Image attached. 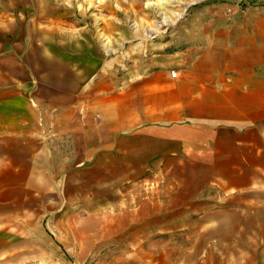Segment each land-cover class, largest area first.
Returning a JSON list of instances; mask_svg holds the SVG:
<instances>
[{
	"label": "crops",
	"instance_id": "1",
	"mask_svg": "<svg viewBox=\"0 0 264 264\" xmlns=\"http://www.w3.org/2000/svg\"><path fill=\"white\" fill-rule=\"evenodd\" d=\"M32 8L0 0V228L36 199L93 208L102 189L111 208L124 185L154 183L139 211L189 217L196 259H264V7L203 18L120 84L93 79L76 43L51 47Z\"/></svg>",
	"mask_w": 264,
	"mask_h": 264
},
{
	"label": "rangeland",
	"instance_id": "2",
	"mask_svg": "<svg viewBox=\"0 0 264 264\" xmlns=\"http://www.w3.org/2000/svg\"><path fill=\"white\" fill-rule=\"evenodd\" d=\"M26 1L33 6L32 29L51 47L73 53L76 43L83 66L92 61L93 79L115 84L153 70L159 57L168 59L176 48H185L183 33L200 31L203 18L264 7V0H160L161 5L158 0ZM161 186L124 185L116 192L124 199L111 208L104 207L112 199L102 189L93 190V208L76 209L70 199L68 208L53 195L49 202L36 199L28 209L32 214L2 216L0 264H264V259H218L212 248L205 249L204 259H196L201 249L192 247L189 217L139 211L140 194ZM218 228L210 226V237L221 234Z\"/></svg>",
	"mask_w": 264,
	"mask_h": 264
},
{
	"label": "built area",
	"instance_id": "3",
	"mask_svg": "<svg viewBox=\"0 0 264 264\" xmlns=\"http://www.w3.org/2000/svg\"><path fill=\"white\" fill-rule=\"evenodd\" d=\"M171 77L175 78L176 77V73L174 71L171 72Z\"/></svg>",
	"mask_w": 264,
	"mask_h": 264
},
{
	"label": "bare ground",
	"instance_id": "4",
	"mask_svg": "<svg viewBox=\"0 0 264 264\" xmlns=\"http://www.w3.org/2000/svg\"><path fill=\"white\" fill-rule=\"evenodd\" d=\"M158 2L160 3V0H158ZM162 3H160V5H161ZM187 6V5H186ZM162 9V8H161Z\"/></svg>",
	"mask_w": 264,
	"mask_h": 264
}]
</instances>
